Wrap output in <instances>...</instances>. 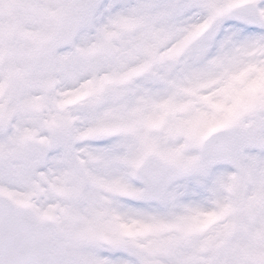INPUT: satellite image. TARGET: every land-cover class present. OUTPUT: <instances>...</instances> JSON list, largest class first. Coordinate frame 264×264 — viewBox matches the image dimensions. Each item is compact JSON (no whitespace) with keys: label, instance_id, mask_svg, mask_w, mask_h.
Returning <instances> with one entry per match:
<instances>
[{"label":"snow or ice","instance_id":"6c2138e0","mask_svg":"<svg viewBox=\"0 0 264 264\" xmlns=\"http://www.w3.org/2000/svg\"><path fill=\"white\" fill-rule=\"evenodd\" d=\"M0 264H264V0H0Z\"/></svg>","mask_w":264,"mask_h":264}]
</instances>
